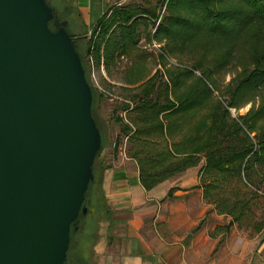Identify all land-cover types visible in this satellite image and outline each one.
Listing matches in <instances>:
<instances>
[{"label": "water", "instance_id": "water-1", "mask_svg": "<svg viewBox=\"0 0 264 264\" xmlns=\"http://www.w3.org/2000/svg\"><path fill=\"white\" fill-rule=\"evenodd\" d=\"M92 101L54 7L0 0V264H65L105 149Z\"/></svg>", "mask_w": 264, "mask_h": 264}, {"label": "trees", "instance_id": "trees-1", "mask_svg": "<svg viewBox=\"0 0 264 264\" xmlns=\"http://www.w3.org/2000/svg\"><path fill=\"white\" fill-rule=\"evenodd\" d=\"M47 1L50 4L49 0ZM164 6L168 15L163 23L167 22L168 25L178 28L173 32L169 27L164 29L172 42L169 46L170 52H173L176 42L180 41V45H185L190 37L202 31L218 38L225 36V39H229L227 42L230 48L243 36L244 29L252 22L264 21V0H234L231 3L229 0H164ZM113 10L114 13H111L109 19L106 18V11L92 31L95 33L99 30L98 41L93 47L97 62L100 45L105 43L107 59L114 61L115 57L122 52H128L130 47L136 45L134 30L137 19L145 15L156 17L154 10L140 5L114 7ZM115 22H118L121 30L113 35L115 30L109 31ZM50 26L53 28V24ZM161 27L163 24L159 23V28ZM182 28L186 30L187 35H174ZM234 32L238 34L234 35ZM205 50L208 51V48ZM78 51L85 76L92 88L93 114L97 90L89 77L88 61L86 63L79 47ZM86 52L91 53L90 45L86 47ZM216 54L218 55L213 56L212 60L220 58L219 52ZM194 65L192 69L174 67L177 70L169 72L168 82L161 84L157 83L158 71H155L149 78L128 89L131 92L130 97L123 106L124 110H130L131 114L128 123H123L120 118L115 119L121 125L115 149L121 142L120 138L126 137V155L136 162L139 180L146 190L189 167L198 165L201 158H204V164L199 171L203 198L210 203L214 202L218 213L232 216L233 219L227 225L231 226L233 220L238 219V216H234L237 207L233 204L226 211L220 209L224 199L214 189L218 190L220 182L227 180L229 175L241 172L244 174L254 164L264 163V123L261 124L264 121V101L255 111L250 110L238 119L230 117L221 100L215 99L213 95L216 84L210 67H204L199 62ZM219 65L220 63L212 64L216 68H219ZM195 68L202 70L200 77L193 74ZM254 71L244 73L237 86L233 89L230 87L232 92L229 106L237 105L245 95L264 85V68L258 69L256 75ZM138 78L140 74L137 73L132 80L137 81ZM101 139L104 146L102 133ZM99 159L95 158L94 177L85 193L84 205L87 207V213H80L71 226L66 260L70 248L74 246V234L81 231L82 220L90 211L91 204L95 202L92 191H98L104 206L100 186L102 169L98 173L95 171ZM167 196L171 197V191Z\"/></svg>", "mask_w": 264, "mask_h": 264}, {"label": "rangeland", "instance_id": "rangeland-1", "mask_svg": "<svg viewBox=\"0 0 264 264\" xmlns=\"http://www.w3.org/2000/svg\"><path fill=\"white\" fill-rule=\"evenodd\" d=\"M229 1L230 3L234 2V0ZM240 4L238 3V5ZM129 5H140L152 9L155 11L156 17L145 15L137 19L134 30L136 45L130 47L128 52H122L121 55L115 57L114 61L107 59L105 43L100 45L99 61L95 60L93 47L98 41V29L95 33L92 32V29L86 37L74 35L86 63L88 61L89 77L97 90L93 114L102 133L105 149L96 162V173L106 165L105 162L113 152H117L119 146L126 153L128 144L124 136L120 138L121 142L115 149L116 138L121 126L115 119L120 118L123 123H128L131 111L124 110L123 106V103H126L130 97L131 92L128 89L137 86L155 71H158L157 83L161 84L168 82L169 72L177 70L174 67L192 69L195 67L194 63L197 62L204 67H210L216 84L213 95L215 99L221 100L222 106L228 110L230 117L235 119L244 116L250 110H257L264 101V85H262L252 93L245 95L237 105H228L231 89L237 86L236 84L241 80L243 74L253 70H255V74L258 69L264 68V21L252 22L249 27L244 29L242 35L245 37L237 39L230 48L227 42L229 39H225V36L218 38L209 36L202 31L190 37L185 45H180V41L176 42L177 45L174 46L173 52H170L169 46L172 45V42L170 35L165 33L164 29L169 27L173 32L178 28L171 24L168 25L167 22L163 23L164 18L168 15L164 0H124L120 4L110 7L106 12V18L109 19L111 13H114L112 12L114 7L126 8ZM159 23H162L163 27L159 28ZM113 30H115L113 35L118 34L121 30L118 22L111 26L109 32ZM185 34L187 35V32L184 28L174 33V35ZM236 34L238 33L234 32V35ZM88 45H90L91 53L86 52ZM206 48L208 51L205 50ZM218 52L220 58L212 60L213 56L218 55L216 54ZM215 63H220L219 68L212 66ZM137 73L140 74L141 79L132 80ZM201 73L200 69L193 70L196 77H200ZM263 123L264 121L261 122V124ZM253 135L254 132L251 133V136ZM252 140L254 141V138ZM199 163L203 165L204 158H201ZM219 185V189H214V191L224 199V202L220 204V209L226 211L233 204L236 205L234 216H238V219H234L233 225L225 229L227 221H231L233 218L228 214L217 212V214L223 215L215 217L212 224L213 222L223 223L222 228L218 231L223 233L222 238H230L231 235L239 237V235L244 236L245 234L255 236L259 227L264 226V163L254 164L244 174L242 172L233 173L228 176L227 180H222ZM92 197L95 202L91 204L90 211L82 220L81 231L74 234V246L68 252L66 264H90L92 262L94 245L98 238L100 216L104 209L98 191H92ZM205 203L212 208L211 210L218 211L214 202L210 203L205 200Z\"/></svg>", "mask_w": 264, "mask_h": 264}, {"label": "crops", "instance_id": "crops-1", "mask_svg": "<svg viewBox=\"0 0 264 264\" xmlns=\"http://www.w3.org/2000/svg\"><path fill=\"white\" fill-rule=\"evenodd\" d=\"M123 1L49 0L73 35H87ZM120 148L102 168L104 209L90 264H264L263 225L255 236L222 238L223 223L212 224L223 214L205 203L202 164L146 190L136 162Z\"/></svg>", "mask_w": 264, "mask_h": 264}]
</instances>
